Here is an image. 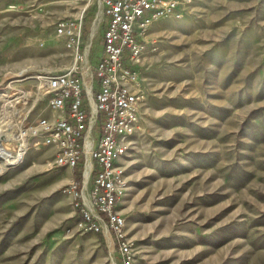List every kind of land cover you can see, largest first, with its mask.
I'll return each instance as SVG.
<instances>
[{"label":"rangeland","instance_id":"rangeland-1","mask_svg":"<svg viewBox=\"0 0 264 264\" xmlns=\"http://www.w3.org/2000/svg\"><path fill=\"white\" fill-rule=\"evenodd\" d=\"M60 18L82 20L92 66L99 0H0V122L26 144L20 162L0 160V264H122L108 229L76 227L77 165L51 167L52 150L27 134L50 117L36 76L72 64ZM145 39L140 130L117 203L131 264H264V0H192Z\"/></svg>","mask_w":264,"mask_h":264},{"label":"built area","instance_id":"built-area-1","mask_svg":"<svg viewBox=\"0 0 264 264\" xmlns=\"http://www.w3.org/2000/svg\"><path fill=\"white\" fill-rule=\"evenodd\" d=\"M99 1L106 27L93 66L84 62L87 48L82 41V20L60 18L55 22L54 32L65 40L73 60L63 71L36 76L37 95L46 98L50 117H39L28 126L27 134L33 147L53 150L51 167L73 169L84 154L86 135L98 123V137L89 150L94 165L88 168V178L72 179L68 188L79 210L76 227L92 233L108 229L122 264H131L133 241L126 235L117 203L127 192L123 159L140 130L144 100L135 67L146 52L148 27L160 18L182 16L192 0Z\"/></svg>","mask_w":264,"mask_h":264},{"label":"bare ground","instance_id":"bare-ground-1","mask_svg":"<svg viewBox=\"0 0 264 264\" xmlns=\"http://www.w3.org/2000/svg\"><path fill=\"white\" fill-rule=\"evenodd\" d=\"M81 15H82V12L79 11L77 16L80 17ZM36 97H37V94H36ZM34 101H35V98H34ZM5 125H6L5 123L2 124L0 122V160H2L6 164L12 165L22 160L25 149H26L25 148L26 144L24 142L25 141L24 136L21 131L16 133L13 130V128L11 127L9 128ZM1 135H3V138H1ZM88 149L89 148L87 145L86 147L87 152L89 151ZM87 173L88 172L86 171L85 175H87Z\"/></svg>","mask_w":264,"mask_h":264},{"label":"crops","instance_id":"crops-1","mask_svg":"<svg viewBox=\"0 0 264 264\" xmlns=\"http://www.w3.org/2000/svg\"><path fill=\"white\" fill-rule=\"evenodd\" d=\"M102 12H103V10H102ZM103 15H104V13H103ZM104 18H105V23H106V17H105V15H104ZM85 35H87L86 33H85ZM82 36H83V34H82ZM88 38H90L89 36H88ZM91 39V38H90ZM102 42H103V40H102V37L100 38V40H99V42L97 41L96 43H95V47H94V55H95V57H96V61L98 60V56L100 55V53H101V50H102ZM86 46V48H87V58H86V60L88 61L89 59L91 60L92 58H91V55H89V53H90V49H91V46L89 45V47H90V49H89V47H88V45H85ZM92 50V49H91ZM93 51V50H92ZM95 61V62H96ZM95 62L93 63V65L95 64ZM92 65V66H93ZM93 133H94V135H93ZM97 137H98V123H96L93 127H92V129L88 132V134L86 135V139H85V141H84V144H85V151H84V154H83V156H82V159H83V161H82V167H81V178H82V176L83 177H85V178H88L87 176H88V173H87V175H85V172L87 171L88 172V168H89V166L90 165H94V163L92 162V160L90 159V154H89V151L87 152V150H86V147H87V145H88V150H90V148L91 147H94V145H95V143H96V140H97ZM51 149V148H50ZM52 150V149H51ZM52 153H53V150H52ZM86 165V166H85ZM67 169L68 170H71L69 167H67ZM85 171V172H84ZM88 180V179H87ZM86 198V197H85ZM85 203H86V205H89L88 204V201L85 199ZM106 230L104 229L103 230V232H105ZM107 232V231H106Z\"/></svg>","mask_w":264,"mask_h":264},{"label":"trees","instance_id":"trees-1","mask_svg":"<svg viewBox=\"0 0 264 264\" xmlns=\"http://www.w3.org/2000/svg\"><path fill=\"white\" fill-rule=\"evenodd\" d=\"M82 161L83 159L81 158V160L79 161V163L77 164V167L74 168V174H75V179L80 180L81 179V167H82ZM77 218H79V210L77 209ZM101 238V237H100Z\"/></svg>","mask_w":264,"mask_h":264},{"label":"water","instance_id":"water-1","mask_svg":"<svg viewBox=\"0 0 264 264\" xmlns=\"http://www.w3.org/2000/svg\"><path fill=\"white\" fill-rule=\"evenodd\" d=\"M1 138H3V135H1Z\"/></svg>","mask_w":264,"mask_h":264}]
</instances>
